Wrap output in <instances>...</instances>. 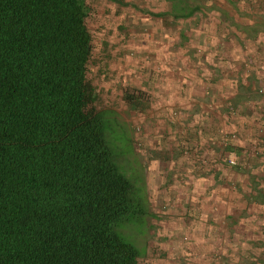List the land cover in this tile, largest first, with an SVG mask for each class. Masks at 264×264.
Returning a JSON list of instances; mask_svg holds the SVG:
<instances>
[{
	"label": "trees",
	"instance_id": "16d2710c",
	"mask_svg": "<svg viewBox=\"0 0 264 264\" xmlns=\"http://www.w3.org/2000/svg\"><path fill=\"white\" fill-rule=\"evenodd\" d=\"M85 0H0V264H139L87 79Z\"/></svg>",
	"mask_w": 264,
	"mask_h": 264
},
{
	"label": "crops",
	"instance_id": "0c3cea01",
	"mask_svg": "<svg viewBox=\"0 0 264 264\" xmlns=\"http://www.w3.org/2000/svg\"><path fill=\"white\" fill-rule=\"evenodd\" d=\"M198 1L166 18L160 62L146 67L164 71L151 104L172 123L151 144V192L164 184L166 204L191 215L167 227L178 253L204 244L212 258L264 264V0Z\"/></svg>",
	"mask_w": 264,
	"mask_h": 264
},
{
	"label": "rangeland",
	"instance_id": "374dc122",
	"mask_svg": "<svg viewBox=\"0 0 264 264\" xmlns=\"http://www.w3.org/2000/svg\"><path fill=\"white\" fill-rule=\"evenodd\" d=\"M200 3L198 0H85L86 24L93 37L87 72L93 90L92 107L104 121L115 164L134 186L133 211L116 230L139 249V264L236 263L235 257L212 258L204 252L208 248L204 244L196 250L200 255L175 251L173 246L177 247L181 241L166 235L167 227L170 223V230L180 228L183 218L191 215L183 207L166 204L167 193L161 191L164 184L158 182L159 191L151 192L147 174L151 171L150 159L160 156L154 153L156 149L152 150L151 144L166 139L172 123L166 124L163 120L167 117L151 104L150 91H159L164 71L160 63L154 64L157 69L151 79L146 67L150 60L160 62L158 51L167 39V32L162 30L166 18L176 22L178 9L199 8ZM187 251L192 253L191 249ZM243 263L256 264L250 257L243 258Z\"/></svg>",
	"mask_w": 264,
	"mask_h": 264
},
{
	"label": "built area",
	"instance_id": "2783aa9c",
	"mask_svg": "<svg viewBox=\"0 0 264 264\" xmlns=\"http://www.w3.org/2000/svg\"><path fill=\"white\" fill-rule=\"evenodd\" d=\"M262 90H264V87H263V89ZM230 164H234V161H230Z\"/></svg>",
	"mask_w": 264,
	"mask_h": 264
}]
</instances>
